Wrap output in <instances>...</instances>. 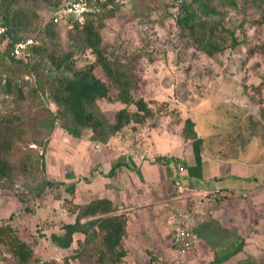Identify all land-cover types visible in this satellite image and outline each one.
I'll return each instance as SVG.
<instances>
[{
    "label": "rangeland",
    "instance_id": "rangeland-1",
    "mask_svg": "<svg viewBox=\"0 0 264 264\" xmlns=\"http://www.w3.org/2000/svg\"><path fill=\"white\" fill-rule=\"evenodd\" d=\"M235 1L238 6L233 8L212 0L207 7L214 9V13L208 16H204L195 4L198 13L196 22H203L204 25L193 36L175 25L171 0L116 1L113 17L98 24L105 52L109 59L124 64L131 71L137 82L133 96L144 99L154 110L162 107V112L144 126L134 129L132 125L128 126L122 134L115 136L110 143L111 146L115 145L112 150L124 155L114 159L110 157L109 150H101L108 147L89 142L88 134L81 140L74 139L57 125L49 137L44 154V174L56 186L48 189L42 200L30 195V189L39 181L34 160L41 152L30 141L20 143L16 159L25 162L27 170L24 175L17 176L12 184L0 186V225L7 223L13 215L11 224L18 228L21 237L28 242L37 241L35 251L41 260L64 264V259L76 248V240L83 237L76 235L72 247L62 250L51 244L50 235L61 234L62 227L74 221L72 210L76 206L108 194L104 191L109 192L110 182L123 187L119 190L121 194L116 196L119 200L115 214L129 216L126 217L129 221L123 242L130 250L129 259H151L153 252L157 257L159 251L169 252L172 249L173 216L176 214H188L191 229L208 220L209 204L212 208L220 204L216 205L215 201L210 200L208 205H199L205 193L212 196V192L205 190L202 192L204 196L195 195L197 189L193 191L195 186L192 183L195 179L188 171L185 172L184 167L182 172L178 171L181 166L179 161L183 158L198 162L205 157L215 166L223 159L237 160L241 151L247 153L255 139L261 143L264 160V23H260L261 10L251 0ZM19 6L38 15L31 32L27 33L31 36L47 22L54 7L45 3L33 5L25 0H20ZM206 41L218 46L220 52L212 55L205 53L200 42ZM61 43L67 46V38L62 36ZM85 58L92 60L88 52ZM27 63L37 65L31 75L24 68H9L0 61V115L16 109L48 107L52 112L56 110L52 103L33 97L32 91L36 76L53 73V69L47 61L33 56L29 57ZM83 63L78 62L77 66ZM8 70L13 71L10 75L11 93H6ZM95 75L108 84L99 68L95 70ZM18 88L21 89L23 102L18 98ZM116 94V90L110 87L111 100H98L101 111L107 117L125 108L116 101ZM130 110H134V107H130ZM186 119L195 123L199 136L196 141L182 136ZM47 134L50 133L45 130L37 139H46ZM254 154L248 153L247 156L260 157L259 153ZM157 157L175 159L171 165L172 173L169 174L171 170L168 169L167 173H163L165 178L171 175L163 185L147 181L142 174L144 165L160 163L156 161ZM124 160L131 169L125 165L128 170L125 169L124 175L110 181L113 177L105 175L109 167ZM117 173H120V169H117ZM178 174L184 178L181 183L174 181ZM159 175V172L155 173L152 178ZM99 177L105 183L97 181ZM210 185L213 189L218 186L214 182ZM205 188L208 190V187ZM127 190L138 200L134 208L132 205L129 207L131 211H127V201L131 200ZM237 196L248 200L253 198L249 194ZM254 202V199L252 203L249 200L252 206H255ZM232 208L236 214L226 208L223 211L229 219L224 225L230 223L232 230H229L239 235L238 231L244 223L240 221V206ZM242 217L247 220L248 226L255 218L264 222V214L244 213ZM239 236L243 238L242 233ZM246 238L247 249L244 248L245 251L243 249L226 264L244 259H252L254 264H264V256H259L264 254V232L256 233L252 228ZM213 257V252L207 247L202 250L198 261L201 259L202 263L208 264ZM125 261L127 263V259ZM0 264L17 263L6 250H2ZM68 264L79 263L69 260Z\"/></svg>",
    "mask_w": 264,
    "mask_h": 264
},
{
    "label": "trees",
    "instance_id": "trees-1",
    "mask_svg": "<svg viewBox=\"0 0 264 264\" xmlns=\"http://www.w3.org/2000/svg\"><path fill=\"white\" fill-rule=\"evenodd\" d=\"M33 5L40 3L51 4L53 12L62 6L64 0H25ZM118 0H107L101 4V10L87 15L80 24L74 22L71 28L67 25L54 24L50 14L47 22L34 34L28 35L38 19L36 12L19 6L20 0H0V26L5 28V36L0 37V61L9 68L21 67L31 75L36 71L35 63L28 64L29 57H37L53 69V73L37 75L33 97L52 103L56 110L52 112L48 107L26 110L16 109L12 113L0 115V186L10 185L19 175H24L26 163L17 160L18 145L30 141L36 145L38 152L34 160L35 169L39 174V181L30 189L34 199L42 200L48 189L56 186L45 176L44 154L49 143V137L59 125V128L74 139L81 140L88 134L87 140L93 144L106 146L115 136L131 126H144L149 120L159 115L162 107L154 110L142 98L136 99L133 91L137 82L133 79L131 71L120 62L108 58L100 34V26L104 20L113 17V9ZM171 0L174 7L172 14L175 25L193 36L202 28L203 22H196L198 13L195 4L204 16L214 13L207 4L212 0ZM230 7H237L235 0H217ZM261 10L260 23H264V0H251ZM102 26V25H101ZM63 33V34H62ZM62 36L67 38V46L61 43ZM32 39L34 44L29 46L28 54L24 58H15L11 55L12 47L19 41ZM203 41V39H200ZM237 44L236 41H233ZM202 50L208 55L220 52L218 46L210 41L200 42ZM91 59L86 60V54ZM251 52V50H250ZM252 53V52H251ZM84 62L77 66L78 62ZM99 68L104 74L108 84L95 75ZM8 70L6 93H11V73ZM116 90V101L125 108L117 110L112 117H107L98 105V100L110 101V87ZM18 98L24 101L21 89H17ZM134 107V110H130ZM48 130L50 134L46 139H37ZM182 136L191 141L198 139L195 123L190 119L184 121ZM157 162L163 165L174 164L175 159L157 157ZM124 164H117L106 175L114 177L117 169ZM182 167V164H180ZM183 168V167H182ZM191 187V186H190ZM223 190L219 189L207 194L203 199L205 203L215 201L220 204L224 201ZM203 201V202H204ZM75 219L62 227L61 234H51L50 242L54 246L68 250L72 247L75 236H82L76 240L73 253L64 259L79 264H127L125 258L127 250L124 239L127 235V218L125 215L115 214L117 205L104 198H94L88 203L74 208ZM13 215L7 223L0 225V260L2 250L17 264H55L54 261L41 260L36 254L37 241L24 240L18 228L11 224ZM232 230V229H231ZM222 227L218 221L208 219L192 231L203 239L207 247L213 252V260L209 264H226L238 256L245 246V240L235 231ZM161 261V260H160ZM158 260L155 263L160 262ZM233 264H254L252 259L238 260Z\"/></svg>",
    "mask_w": 264,
    "mask_h": 264
},
{
    "label": "crops",
    "instance_id": "crops-1",
    "mask_svg": "<svg viewBox=\"0 0 264 264\" xmlns=\"http://www.w3.org/2000/svg\"><path fill=\"white\" fill-rule=\"evenodd\" d=\"M112 139H115L114 137ZM110 140L106 146L103 147H108L103 148L101 150H105L106 151H110L111 154L110 157L111 158H117L120 157L119 155H124V153H119L118 151H113V147L115 146L114 144L111 146L110 143H112L113 140ZM260 142L255 139V143H252L251 146L247 149V153L245 151L242 152L241 151V155L240 158L237 160L234 159H223V161H219L215 166L213 165L212 161H208L205 157L201 158L198 162H195L193 160L189 161V160H185V159H181L179 162H181L180 164H182V167H184L185 172H189L191 174V176L194 177L195 180H192V183H194L193 186V191H195L197 189V191H195V195H203L202 192L204 193L205 190L208 192H215L218 191L219 189L223 190V196H225L224 201L220 203V205L218 203H216L215 208H212V205L209 204V206L207 207L208 210V214L209 218L208 219H214L216 221L219 222V224L227 229H231V224L227 223L226 225H224L225 222H228L229 219H227L228 217H226V214H224V209H230L232 210V214H236L234 212H236V210H233V207H239V212L240 214L243 216L244 213H248L249 215H261L264 214V160L262 157V152H261V146H260ZM102 147V146H101ZM113 151V152H112ZM113 153V154H112ZM248 153H259L260 157L258 159V157L256 158L254 155V157H250L247 156ZM176 158H178L179 160V156H177ZM250 158V159H249ZM112 160V159H111ZM125 162V160H124ZM122 162H117L116 164H112V166H116L117 164H124L122 165V167H120V173H116V175L114 177H117V179H119L122 175H124V171L125 169L128 170V167H126L125 165L126 162L124 163ZM159 163L157 165H152V164H148V165H144L145 166V171L142 172L143 176L147 177V181L151 182V183H163L164 182H168V180L171 178V175H168L167 178H165V173H167V169L171 170L169 172L172 173V168L171 165L173 164H168L166 165V167L162 164ZM222 166H219V165ZM130 167V165H128ZM113 167H109V170H111ZM220 167V168H219ZM131 169V167H130ZM183 169V168H182ZM108 170V172H109ZM164 170V172H162ZM179 171V169H178ZM107 172V173H108ZM147 172V174H146ZM159 172V176L157 178H152V176L155 173ZM219 172V173H218ZM164 173V174H163ZM181 174H178L177 177H175L174 181L176 183H181L183 182L184 178L182 179V177L180 176ZM178 176L180 177V179H178ZM114 177L112 179H110V181H112L114 179ZM260 177V178H259ZM100 178L102 179V177H99L97 179V181H103L100 180ZM144 178V177H143ZM182 179V180H181ZM188 178H185V180H187ZM107 181V180H106ZM146 181V180H145ZM105 183V181H103ZM211 182H214V185H218L215 189H213L211 187ZM111 184V185H110ZM110 189L109 192H107V190H105V193H108L106 195H99L97 198H104L111 202H113L115 205H117V202L119 200L118 197H116L117 195L121 194V192L119 191L120 188L123 187H118L116 186V184L110 182ZM221 184V186L219 185ZM223 184V186H222ZM119 189H118V188ZM208 187V190L205 188ZM192 188V186L190 187ZM199 190H204V191H199ZM211 190V191H210ZM192 191V192H193ZM127 192H129V199L127 201V207L128 210L127 211H131L132 209L129 208L132 205V208H134L137 205V198H134L132 196V193L130 190H127ZM208 192V193H209ZM253 193V195H252ZM237 194L240 195H244L246 196L247 194L253 196L252 199H249L251 201V203L253 202V199L255 200V206H252L249 203L248 199H244L243 196H237ZM108 195V196H107ZM205 195H207V193H205ZM131 196V197H130ZM205 197V196H204ZM204 201V200H203ZM204 202H200L199 205H202ZM206 205H208L207 203H205ZM140 207V206H139ZM211 207V208H210ZM121 209H123L124 211V207H120ZM200 210V209H199ZM198 210V213H199ZM137 213V212H134ZM130 214V213H129ZM240 217V221L244 222L243 225L241 224V229L238 231L239 235L242 233V237L245 240V246L244 248H246L247 245V234L252 230L256 232V233H263L264 232V222L261 220H256L253 219V221L251 222V225L248 226L246 225L247 220H244L243 217ZM127 218H129L128 215H126ZM247 217V216H246ZM202 219V218H199ZM206 220V219H204ZM203 220V221H204ZM129 221V219H128ZM237 222V221H236ZM230 227V228H229ZM247 228V229H245ZM235 230H236V226H235ZM246 234V235H243ZM200 255H202V250H205V248L207 249V245L205 244V241L203 239H200ZM125 249L128 251L127 252V256L125 259H127V263L128 264H155V261L158 260H164V259H168V257L170 258L172 253L169 254V252L171 251V249H169V252H157V254L159 255L157 257V255L153 252V257L150 259L142 257V260H137L136 259H129L130 257V250L129 248L124 245ZM171 247V245H170ZM243 248V249H244ZM247 249V248H246ZM156 251V250H155ZM245 251V249H244ZM172 252V251H171ZM211 255V252H209ZM242 253V252H241ZM199 255V256H200ZM166 256V257H165ZM260 257H263L264 254H259ZM146 259V260H145ZM130 260V261H129ZM213 259H211L212 261ZM133 261V262H132ZM209 262V261H206ZM230 262V261H229ZM200 264H205L202 263V260L200 259L199 261ZM210 263V262H209ZM208 263V264H209Z\"/></svg>",
    "mask_w": 264,
    "mask_h": 264
},
{
    "label": "built area",
    "instance_id": "built-area-1",
    "mask_svg": "<svg viewBox=\"0 0 264 264\" xmlns=\"http://www.w3.org/2000/svg\"><path fill=\"white\" fill-rule=\"evenodd\" d=\"M107 0H64L62 6L51 15L52 22L59 25H67L71 28L74 22L82 24L87 15L97 13L101 10V4ZM178 6L181 0L177 1ZM5 28L0 26V37L5 36ZM34 44L32 39L22 40L12 47L11 55L15 58H24L28 54L29 46ZM179 171L183 169L179 167ZM178 215V218H176ZM172 222L171 247L172 255L168 259L161 260L155 264H200L201 240L192 231L189 224L188 214L182 216L176 214Z\"/></svg>",
    "mask_w": 264,
    "mask_h": 264
}]
</instances>
